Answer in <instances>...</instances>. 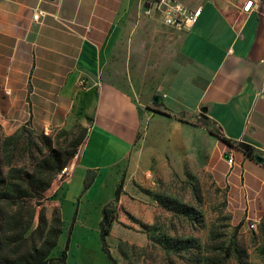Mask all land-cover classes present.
<instances>
[{
    "label": "crops",
    "instance_id": "crops-1",
    "mask_svg": "<svg viewBox=\"0 0 264 264\" xmlns=\"http://www.w3.org/2000/svg\"><path fill=\"white\" fill-rule=\"evenodd\" d=\"M145 1L0 0V126L12 134L47 124L51 79L64 80L71 109L90 124L56 197L62 221L75 208L78 217L103 209L122 181L120 204L189 166L227 194L234 222L256 231L263 260L264 163L255 157L264 158V3L247 11L250 0H177L202 10L191 30H178L145 18ZM37 8L49 13L41 22L33 19ZM124 79L165 80L159 103L148 107V94ZM202 116L233 147L198 124ZM195 131L203 134L199 145Z\"/></svg>",
    "mask_w": 264,
    "mask_h": 264
},
{
    "label": "rangeland",
    "instance_id": "rangeland-1",
    "mask_svg": "<svg viewBox=\"0 0 264 264\" xmlns=\"http://www.w3.org/2000/svg\"><path fill=\"white\" fill-rule=\"evenodd\" d=\"M142 10L145 18L168 26L160 4L147 0ZM63 81L51 79L47 124L36 126L30 122L12 134L0 126V182L5 185L21 183L25 173H36L50 148L65 154L76 149L78 153L82 145L78 144L86 139L90 123L83 125L79 112L71 109L68 95L66 98L63 94ZM118 81L132 92L135 88L138 94L147 93L148 107L154 108L153 98L161 94L165 80ZM197 123L216 129L205 116ZM194 138L195 145H199L203 134L195 131ZM75 156L66 168L73 165ZM63 170L54 176L50 188L44 192L42 203L49 225L54 217L63 214L56 199L69 178V172L63 173ZM156 182L140 187L125 203L120 204V200L110 203L116 210V220L106 236L112 261L102 249L99 225L103 209L100 207L89 208L88 215L83 217H78L75 208L69 220L63 221V231L51 258H59L68 245V264H262L254 250L258 243L253 233L256 231L249 228V223L234 222L227 194L217 187L209 173L187 166ZM6 189L0 186V191ZM77 189L75 183L70 196L76 195ZM109 189L110 186L104 189L105 194L110 193ZM39 212L38 208L32 228L26 234L0 231V264H26L27 252L40 247L42 239L33 233L39 227ZM5 259L14 262L8 263Z\"/></svg>",
    "mask_w": 264,
    "mask_h": 264
},
{
    "label": "trees",
    "instance_id": "trees-1",
    "mask_svg": "<svg viewBox=\"0 0 264 264\" xmlns=\"http://www.w3.org/2000/svg\"><path fill=\"white\" fill-rule=\"evenodd\" d=\"M161 105V104H160ZM210 133L217 136L222 142L233 147V143L225 138L220 131L210 129ZM9 140H13L10 138ZM11 142V141H10ZM81 143L78 144L81 145ZM249 157H254L253 148L249 145H239ZM77 153L75 149L71 153H63L59 149L50 148L49 155L45 157L39 170L34 174L25 173L21 183H9L8 185L0 182V186L7 188L0 191V231L7 233L9 231L17 233H28L32 228L35 218L39 212V227L33 233L42 243L40 247H33L27 252L25 260L26 264H68V245L59 258H51V253L56 249L60 236L63 231L62 216L54 217L51 225H49L42 201L44 200V192L48 190L52 184L54 176L66 168L70 159ZM94 176L90 175L86 179L85 187L89 188L93 183ZM24 184L26 187L24 188ZM123 191V181L115 191V201L120 199ZM164 207L169 208L167 204L160 201ZM103 218L100 222V240L102 249L112 261L110 251L107 246L106 236L111 232L114 221L116 220V210L113 204H107L102 210ZM8 263L13 260L5 259Z\"/></svg>",
    "mask_w": 264,
    "mask_h": 264
},
{
    "label": "built area",
    "instance_id": "built-area-1",
    "mask_svg": "<svg viewBox=\"0 0 264 264\" xmlns=\"http://www.w3.org/2000/svg\"><path fill=\"white\" fill-rule=\"evenodd\" d=\"M44 2L49 3H56L60 0H43ZM155 2V4H160V8L162 9L163 16L166 19V24L169 27H173L178 30H191L195 24L198 22L202 10L198 9H191L184 5L183 3L177 0H149ZM254 2L257 3H264V0H250L247 5L245 6V10L249 11ZM49 13L44 9L37 8L34 12L33 19L36 22H41L45 19ZM264 64V58L261 61ZM80 84L84 85V81L80 80ZM264 88V84H263ZM227 162L228 164L233 167L235 164V159L232 153L227 154ZM68 171V168L63 170V173Z\"/></svg>",
    "mask_w": 264,
    "mask_h": 264
},
{
    "label": "water",
    "instance_id": "water-1",
    "mask_svg": "<svg viewBox=\"0 0 264 264\" xmlns=\"http://www.w3.org/2000/svg\"><path fill=\"white\" fill-rule=\"evenodd\" d=\"M155 104H158L159 103V98L156 97L154 98V101H153ZM256 161L259 162V163H264V158L263 157H260V156H256L255 157Z\"/></svg>",
    "mask_w": 264,
    "mask_h": 264
}]
</instances>
